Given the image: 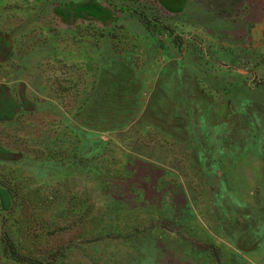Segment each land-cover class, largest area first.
Here are the masks:
<instances>
[{
  "label": "rangeland",
  "instance_id": "obj_1",
  "mask_svg": "<svg viewBox=\"0 0 264 264\" xmlns=\"http://www.w3.org/2000/svg\"><path fill=\"white\" fill-rule=\"evenodd\" d=\"M0 264H264V0H0Z\"/></svg>",
  "mask_w": 264,
  "mask_h": 264
}]
</instances>
